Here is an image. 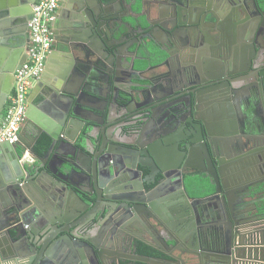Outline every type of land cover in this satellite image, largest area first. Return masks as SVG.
I'll return each instance as SVG.
<instances>
[{
  "label": "flooded vegetation",
  "instance_id": "1",
  "mask_svg": "<svg viewBox=\"0 0 264 264\" xmlns=\"http://www.w3.org/2000/svg\"><path fill=\"white\" fill-rule=\"evenodd\" d=\"M146 1L148 15L137 19L121 0L104 7L107 15L92 0L60 5L52 54L27 98L26 115L34 120L25 115L20 135L18 154L22 161L27 149L33 157L32 164L23 163L33 180L24 178L21 192L5 193L0 185V208L2 201L20 208L25 199L41 222L36 231L31 225L28 233L12 230L10 242L0 243L6 264H35L44 246L63 236L88 238L97 254L104 251L101 264L264 262V0H258L263 16L248 1L246 14L232 1L186 0L179 8L170 0ZM28 7L29 0H0L5 111L29 48ZM97 16L103 17L98 26ZM147 17L156 25H148ZM64 115L66 138L82 126L74 143L76 163L91 182L75 173L72 179L87 192L76 190L92 213H83L84 206L44 176L73 170L53 157V141L43 155L36 152L48 136L34 121L60 124ZM200 129L210 152V159L202 153L204 163L194 150ZM58 146L69 154L61 141ZM10 166L0 160L1 178ZM212 169L223 181L220 193ZM197 176L209 179L214 192L191 197L186 177ZM102 190L105 198L99 199ZM50 235L55 238L48 241Z\"/></svg>",
  "mask_w": 264,
  "mask_h": 264
},
{
  "label": "water",
  "instance_id": "2",
  "mask_svg": "<svg viewBox=\"0 0 264 264\" xmlns=\"http://www.w3.org/2000/svg\"><path fill=\"white\" fill-rule=\"evenodd\" d=\"M38 0H29V22L31 21L32 17H33V10L31 9V6L35 5L37 3ZM112 1V0H92V2L97 5L98 8L103 9L101 12H105L106 15L108 12H106V9H104V7L107 6V4ZM186 0H170V3L173 4V6L175 8H179L180 5L182 3H185ZM234 2L235 3V8L238 9L239 12L241 13H245V5L244 3L248 1V3L250 2L253 6V8L255 9L256 13L260 14L261 16H263V13L260 12L259 10V3L258 0H224L225 4H229V2ZM101 3H102V7H101ZM122 5H126L129 7L130 12L132 13V17H135L134 19H137L139 17H143L146 16L144 15L145 13V8L148 4V2L146 0H140V4H141V11L140 12H135L134 11V0H121ZM187 3V2H186ZM90 9L88 10L89 14L91 17H93V15L97 14L95 11V9L93 8L92 4H90ZM246 14V13H245ZM106 15L104 16V18L106 17ZM101 18H103L102 16H100ZM100 17L97 16V19H95L97 26L100 24L99 20ZM246 17H244V19L242 20V24L246 23ZM103 20V19H102ZM181 20V18H180ZM260 23H264V17H261V20H259ZM122 23L125 24L128 27H132L131 23L125 20H122ZM146 23L148 25L154 24L156 25V22H151L148 17L146 18ZM105 24V23H103ZM159 23L157 22V25ZM181 25L186 24L183 22H180ZM243 27L247 28L246 25H242ZM160 27L161 29H163L161 26H157ZM98 38H96L97 41L103 42L104 40H102L101 36L98 35ZM260 37V36H259ZM118 36H114V39H117ZM104 43V42H103ZM252 48L254 49V52L257 53L258 50L255 47L256 44L254 42H250ZM0 45H1V41H0ZM2 53V52H1ZM4 56L3 54H1V57ZM28 58V55L25 56L24 58H22L21 62L19 63L18 67H17V71H19L22 66L26 63ZM1 67V66H0ZM1 74H0V122L2 121L4 112H5V108L8 102V91H6V88H4L2 81H1ZM89 99L93 102H99V98L97 97H93L91 95H88ZM78 97H76L75 95L70 99V102H74V100H76ZM79 103V100L77 101ZM92 107V106H89ZM31 110L34 111V107H31ZM29 123L33 122V116H28L26 115ZM83 117V116H82ZM66 121H67V115H64L63 120L60 122V124H55V123H49L47 124H43L40 122H36L34 121V124H36V126L38 127V129H40L41 133L46 134L52 141H53V146H52V151L54 152V156L55 158H57L58 160L62 161V165L63 164H67V166H70V169L72 168V173L71 175H65V174H61V176H58V173L56 174H51L46 172L44 174V176L49 177L51 184H54L56 188L62 187L64 188L65 191H67V194L70 195V197L73 198V201L76 203V205H80V206H84V212H88V213H92V209L91 206L88 205L85 201H83L81 199V197L79 196L78 192H76V190H78L79 192H81L84 195H87V192H85V190L83 188H80L79 186H77L75 184V182L73 181L72 177L73 174L75 173L76 175H79L82 179H85L89 182H91V175H89V172L86 173L85 172V168L79 166L76 163V149L74 146L75 143V137L78 136L82 126L79 125V127L75 130V137L70 139L69 137L66 138ZM78 122H72V124L75 126L77 125ZM201 128V127H199ZM70 139V140H68ZM58 141L62 142V146H66L68 148H70L69 154H63L60 147L58 146ZM194 142H197V146L194 149L195 151H198V155L199 158H201L202 162L204 163V158L202 156V153L205 152L206 153V158L210 159V152H209V145L208 143L205 141V138L203 136L202 130H199V134L197 135V137L194 139ZM20 147L19 143L15 144V145H11L9 143H5L0 145V160L2 159H8L10 161V172L9 170H6V172H4L5 177L6 178H1L0 177V185L1 187L4 189L3 192L5 193H12V191L15 190H19V192H21L23 189L21 186H25V183L23 182V179L26 178L27 181H31L32 177L30 176L26 166L21 162L20 159V155L18 154V148ZM179 152V146H175V149ZM32 153H33V149H31ZM89 160L88 162H90L93 157L89 156L86 154L85 155ZM68 158L67 160L64 159ZM64 160V161H63ZM210 161V160H209ZM210 164V163H209ZM211 165V164H210ZM46 167V164L45 166ZM9 167L6 166L5 169H8ZM46 169V168H45ZM70 176V178H69ZM212 179L214 180V182L217 185V192L220 193L222 191V183L223 181H221L219 174H218V170L217 169H212L211 170V175ZM98 177V176H97ZM33 180V179H32ZM100 180H101V176H100ZM99 180V182H100ZM37 180H35V183L39 186L40 183L36 182ZM98 181V179H97ZM181 184L184 185V180L181 178ZM98 183V182H97ZM224 185V184H223ZM100 186V183H99ZM71 187V189L69 188ZM37 190V188H36ZM104 193L106 194V192L104 190L99 191L98 196L99 199L105 198ZM4 194V193H3ZM24 200V205L22 207H15L12 205L8 204L6 205L4 203V201H2L3 204V208H0V214L3 216H8V218L5 220L4 218H0V243L4 240L7 241V243L10 242V236H11V231L15 230V231H19L20 229H22L25 233H28L30 231V226L32 227V231H36L34 229V227H36V225L40 224L41 219H39L38 217L35 216V211L37 209H33L32 208V204L28 203L25 199ZM78 206H75L78 209ZM32 208V212L30 214H28V209ZM52 212V210H51ZM34 214V215H32ZM36 217V219H35ZM38 219V221H36ZM34 221V222H32ZM40 221V222H39ZM51 221L53 223H56L55 219L52 218ZM36 222V223H35ZM63 221L60 220V223H62ZM13 223H18L17 227H12ZM58 227V226H57ZM50 228V227H49ZM51 229V228H50ZM67 230V229H65ZM75 237L78 238L77 234H74ZM80 237V236H79ZM55 237H52L50 235V237L48 238V241L50 239H53ZM28 241V240H27ZM93 242H90L88 238H86V241H81V240H75L69 236H63L61 238H59L57 241H55L50 247H47V244L44 246V248L41 250V252L39 253V260L38 262H36L35 264H63V261L65 262H70L69 264H101V261H103V255H104V251L102 250V252L100 254H97L96 250L93 247ZM32 251L36 253V249L33 247ZM65 256V258H63ZM4 258L0 259V262L2 264H6L4 262ZM34 260V258L32 257L30 262L32 263ZM145 261V260H142Z\"/></svg>",
  "mask_w": 264,
  "mask_h": 264
},
{
  "label": "built area",
  "instance_id": "3",
  "mask_svg": "<svg viewBox=\"0 0 264 264\" xmlns=\"http://www.w3.org/2000/svg\"><path fill=\"white\" fill-rule=\"evenodd\" d=\"M63 1L38 0L33 6V17L29 22L28 58L22 68L17 71L14 95L0 122V145L5 143L15 145L20 142L27 111V98L34 82L44 74L47 61L52 54L55 42L52 32L53 23ZM21 162L24 164L34 162L27 149ZM255 261L256 264H264L262 261Z\"/></svg>",
  "mask_w": 264,
  "mask_h": 264
},
{
  "label": "trees",
  "instance_id": "4",
  "mask_svg": "<svg viewBox=\"0 0 264 264\" xmlns=\"http://www.w3.org/2000/svg\"><path fill=\"white\" fill-rule=\"evenodd\" d=\"M133 7L135 12L137 13L140 12L141 11L140 0H134ZM50 142H51L50 138L44 136L43 140L39 144H37L36 152L39 155H43L44 152L48 149ZM185 184L189 195L193 198H200L207 195L210 192H214L213 185H211L209 179H204L201 176L186 177Z\"/></svg>",
  "mask_w": 264,
  "mask_h": 264
}]
</instances>
